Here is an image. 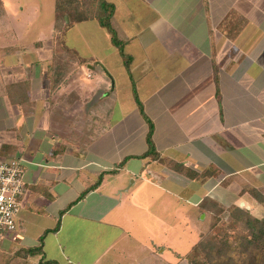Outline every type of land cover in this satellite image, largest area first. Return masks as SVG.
Returning a JSON list of instances; mask_svg holds the SVG:
<instances>
[{
	"label": "crops",
	"instance_id": "0c3cea01",
	"mask_svg": "<svg viewBox=\"0 0 264 264\" xmlns=\"http://www.w3.org/2000/svg\"><path fill=\"white\" fill-rule=\"evenodd\" d=\"M107 1L124 54L97 19L59 36L57 0L50 35L31 17L25 37L0 0V159L26 167L0 264L175 263L210 227L205 198L264 214L244 191L264 193V0ZM149 120L161 157L198 175L145 156Z\"/></svg>",
	"mask_w": 264,
	"mask_h": 264
},
{
	"label": "trees",
	"instance_id": "16d2710c",
	"mask_svg": "<svg viewBox=\"0 0 264 264\" xmlns=\"http://www.w3.org/2000/svg\"><path fill=\"white\" fill-rule=\"evenodd\" d=\"M113 15L114 5L107 0H57L55 28L60 36V33L74 20L97 19L111 34L113 44L124 54L125 41L119 38L113 27ZM233 15L231 14L228 20ZM227 26L226 23H223L221 26L223 31ZM136 98L142 114L148 118L142 103L138 97ZM149 125L148 143L150 149L145 156L160 158L166 166L185 175H198L184 164L161 157L152 141L154 124L151 120H149ZM217 173L209 168L203 175ZM244 191L249 192L264 207L262 191L255 187H246ZM201 209L202 212H208L211 215L213 222L186 254H177L179 259H186L188 264H264V214L258 217L249 211V208L235 204L225 208L211 198H205ZM225 212H227V216L224 221L223 214ZM42 241L43 237L40 238V242ZM41 249L40 246H35L19 253L26 257L38 254ZM41 264L55 263L41 262Z\"/></svg>",
	"mask_w": 264,
	"mask_h": 264
},
{
	"label": "rangeland",
	"instance_id": "374dc122",
	"mask_svg": "<svg viewBox=\"0 0 264 264\" xmlns=\"http://www.w3.org/2000/svg\"><path fill=\"white\" fill-rule=\"evenodd\" d=\"M6 5V7L8 8V10L10 11L11 14V10H12V18L14 19L15 16L17 17L15 20H17L19 18L20 20V28L23 27H29L30 31L28 32V34H25V37H29L31 36V29L33 28L32 26H34V24H36V21H33V19H31V17H37L39 18L40 22H41V26L45 25V29L47 32V37L50 35L51 29L53 28V24H54V20H55V1L56 0H3ZM31 23V24H28ZM26 25V26H25ZM72 26H67L66 29L70 28ZM61 34V33H60ZM56 50H57V55L55 58V63L57 65L62 66L60 64V62H62L63 58L65 57V53L60 52V44L59 42L56 43ZM55 45V44H54ZM59 49V50H58ZM95 81V78L94 80ZM248 208V207H246ZM249 211L252 212V210L249 208ZM259 214V213H257ZM202 216L199 219L198 217L196 218V226H200L202 231H205L206 229H208L209 223L206 220H202ZM227 216V212H225V214H223V217L225 218ZM226 220V218L224 219V221ZM213 222V219L212 221ZM196 239V240H195ZM198 240V236L197 233L196 235L193 234L192 232H190V234H182L181 237L179 238V243H178V250L179 252H181L183 255L186 254L190 249H191V245L192 243H195ZM167 256V255H165ZM164 256V257H165ZM169 256V255H168ZM147 255H146V259H147ZM159 258V255H157V257L154 258H158L156 262H154L153 264H173V263H168L167 259L168 258ZM177 257V256H176ZM171 258V257H170ZM169 258V259H170ZM172 261H175V263H179V264H188L186 259H179L177 257L174 258ZM152 262V261H150ZM149 262V263H150Z\"/></svg>",
	"mask_w": 264,
	"mask_h": 264
},
{
	"label": "built area",
	"instance_id": "2783aa9c",
	"mask_svg": "<svg viewBox=\"0 0 264 264\" xmlns=\"http://www.w3.org/2000/svg\"><path fill=\"white\" fill-rule=\"evenodd\" d=\"M25 160L0 159V246L19 228L18 213L26 192Z\"/></svg>",
	"mask_w": 264,
	"mask_h": 264
}]
</instances>
